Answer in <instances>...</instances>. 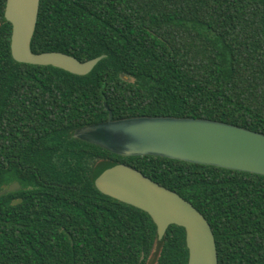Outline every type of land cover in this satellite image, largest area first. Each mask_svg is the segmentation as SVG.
Returning <instances> with one entry per match:
<instances>
[{
  "label": "trees",
  "instance_id": "obj_1",
  "mask_svg": "<svg viewBox=\"0 0 264 264\" xmlns=\"http://www.w3.org/2000/svg\"><path fill=\"white\" fill-rule=\"evenodd\" d=\"M0 0V264H187L184 227L94 183L117 163L192 202L218 264H264V175L159 155L123 156L74 136L140 115L202 117L264 133V0H40L32 50L88 75L16 61Z\"/></svg>",
  "mask_w": 264,
  "mask_h": 264
},
{
  "label": "water",
  "instance_id": "obj_2",
  "mask_svg": "<svg viewBox=\"0 0 264 264\" xmlns=\"http://www.w3.org/2000/svg\"><path fill=\"white\" fill-rule=\"evenodd\" d=\"M40 0H7L5 19L12 24L11 50L16 61L55 66L88 75L105 54L87 61L61 51L34 52L32 39ZM74 136L123 156L159 155L193 163L264 175V133L236 124L202 117L140 115L86 125ZM104 194L148 212L159 238L170 225L186 230L187 264H218V250L210 222L192 202L155 182L140 170L117 163L94 179ZM18 181L0 196L20 189Z\"/></svg>",
  "mask_w": 264,
  "mask_h": 264
},
{
  "label": "rangeland",
  "instance_id": "obj_3",
  "mask_svg": "<svg viewBox=\"0 0 264 264\" xmlns=\"http://www.w3.org/2000/svg\"><path fill=\"white\" fill-rule=\"evenodd\" d=\"M153 262V261H152ZM152 262H151V264H152Z\"/></svg>",
  "mask_w": 264,
  "mask_h": 264
}]
</instances>
